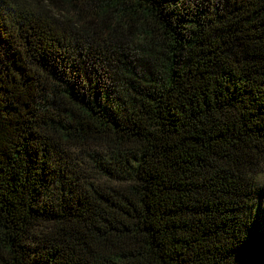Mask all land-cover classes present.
<instances>
[{"label":"trees","instance_id":"obj_1","mask_svg":"<svg viewBox=\"0 0 264 264\" xmlns=\"http://www.w3.org/2000/svg\"><path fill=\"white\" fill-rule=\"evenodd\" d=\"M264 0H0V264H264Z\"/></svg>","mask_w":264,"mask_h":264},{"label":"rangeland","instance_id":"obj_2","mask_svg":"<svg viewBox=\"0 0 264 264\" xmlns=\"http://www.w3.org/2000/svg\"><path fill=\"white\" fill-rule=\"evenodd\" d=\"M259 184L261 185H263L264 184V176H262V177H260L259 178Z\"/></svg>","mask_w":264,"mask_h":264}]
</instances>
